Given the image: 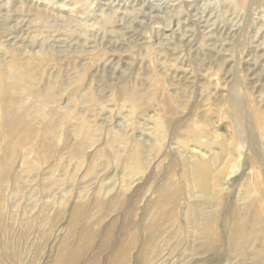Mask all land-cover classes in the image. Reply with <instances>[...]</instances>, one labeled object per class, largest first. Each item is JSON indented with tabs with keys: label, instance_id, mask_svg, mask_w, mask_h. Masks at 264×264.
<instances>
[{
	"label": "rangeland",
	"instance_id": "rangeland-1",
	"mask_svg": "<svg viewBox=\"0 0 264 264\" xmlns=\"http://www.w3.org/2000/svg\"><path fill=\"white\" fill-rule=\"evenodd\" d=\"M0 264H264V0H0Z\"/></svg>",
	"mask_w": 264,
	"mask_h": 264
},
{
	"label": "bare ground",
	"instance_id": "bare-ground-1",
	"mask_svg": "<svg viewBox=\"0 0 264 264\" xmlns=\"http://www.w3.org/2000/svg\"><path fill=\"white\" fill-rule=\"evenodd\" d=\"M239 93L240 92H238L237 89H234L232 92V95H231L232 102L235 106V114L237 115V118L239 119L238 123H240V120L242 118V109H241V103H240V96L241 95ZM239 135L241 138V129L240 128H239Z\"/></svg>",
	"mask_w": 264,
	"mask_h": 264
}]
</instances>
